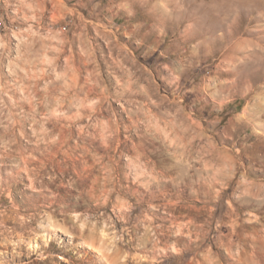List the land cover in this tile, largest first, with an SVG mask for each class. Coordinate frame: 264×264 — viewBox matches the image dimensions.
I'll return each instance as SVG.
<instances>
[{
    "label": "rangeland",
    "instance_id": "374dc122",
    "mask_svg": "<svg viewBox=\"0 0 264 264\" xmlns=\"http://www.w3.org/2000/svg\"><path fill=\"white\" fill-rule=\"evenodd\" d=\"M0 264H264V0H0Z\"/></svg>",
    "mask_w": 264,
    "mask_h": 264
}]
</instances>
